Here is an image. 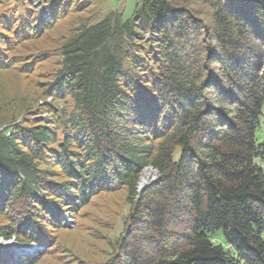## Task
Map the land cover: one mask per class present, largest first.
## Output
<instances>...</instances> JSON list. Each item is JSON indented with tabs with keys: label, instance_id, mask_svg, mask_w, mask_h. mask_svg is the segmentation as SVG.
Segmentation results:
<instances>
[{
	"label": "trees",
	"instance_id": "obj_1",
	"mask_svg": "<svg viewBox=\"0 0 264 264\" xmlns=\"http://www.w3.org/2000/svg\"><path fill=\"white\" fill-rule=\"evenodd\" d=\"M60 55L45 92L71 112L0 130V240L47 249L64 212L125 189L106 264H264V0H138Z\"/></svg>",
	"mask_w": 264,
	"mask_h": 264
},
{
	"label": "rangeland",
	"instance_id": "obj_2",
	"mask_svg": "<svg viewBox=\"0 0 264 264\" xmlns=\"http://www.w3.org/2000/svg\"><path fill=\"white\" fill-rule=\"evenodd\" d=\"M137 2L0 0V49L5 63L0 69V130L14 124L29 125L44 118L51 119L53 111L71 112L69 99L51 100L45 92L61 68L62 44L81 25H94L110 13L121 14L123 21L128 20ZM52 5L59 7V13L64 11L53 22L48 14ZM259 123L255 131L258 143L264 142L263 116ZM254 163L264 174V161L254 159ZM152 172L149 168L142 172L138 191L156 178ZM129 209L125 189L101 192L69 215L64 212L61 217L63 225L48 227L47 232L51 235L49 248L0 240V251L10 262L27 259L25 264H106L115 250ZM4 224L5 218L0 216V226ZM214 236L217 244L231 252L221 231H215ZM35 247L40 251L33 250Z\"/></svg>",
	"mask_w": 264,
	"mask_h": 264
},
{
	"label": "built area",
	"instance_id": "obj_3",
	"mask_svg": "<svg viewBox=\"0 0 264 264\" xmlns=\"http://www.w3.org/2000/svg\"><path fill=\"white\" fill-rule=\"evenodd\" d=\"M149 169H151V170H153V172H152V174L155 176V174H156V171L154 170V169H152V168H150V167H148ZM150 183V182H149ZM148 183V184H149ZM147 184V185H148ZM37 248V249H36ZM33 250H39L40 251V248L39 247H35Z\"/></svg>",
	"mask_w": 264,
	"mask_h": 264
},
{
	"label": "bare ground",
	"instance_id": "obj_4",
	"mask_svg": "<svg viewBox=\"0 0 264 264\" xmlns=\"http://www.w3.org/2000/svg\"><path fill=\"white\" fill-rule=\"evenodd\" d=\"M143 180H144V179H143ZM143 180L140 182V185H142V184H143V183H142V182H143ZM33 254H34V253H33Z\"/></svg>",
	"mask_w": 264,
	"mask_h": 264
},
{
	"label": "water",
	"instance_id": "obj_5",
	"mask_svg": "<svg viewBox=\"0 0 264 264\" xmlns=\"http://www.w3.org/2000/svg\"><path fill=\"white\" fill-rule=\"evenodd\" d=\"M10 241V240H9ZM14 241V240H13ZM17 243V242H16ZM28 245V244H27ZM21 249V248H20Z\"/></svg>",
	"mask_w": 264,
	"mask_h": 264
}]
</instances>
